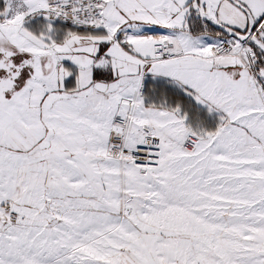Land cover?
Masks as SVG:
<instances>
[{
    "label": "snow or ice",
    "instance_id": "snow-or-ice-1",
    "mask_svg": "<svg viewBox=\"0 0 264 264\" xmlns=\"http://www.w3.org/2000/svg\"><path fill=\"white\" fill-rule=\"evenodd\" d=\"M0 264H264V0H0Z\"/></svg>",
    "mask_w": 264,
    "mask_h": 264
}]
</instances>
